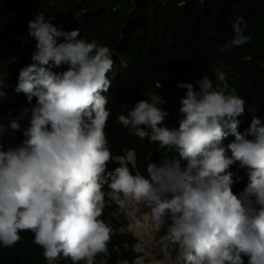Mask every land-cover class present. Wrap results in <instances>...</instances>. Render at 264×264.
I'll return each instance as SVG.
<instances>
[{"label":"clouds","instance_id":"9594fccd","mask_svg":"<svg viewBox=\"0 0 264 264\" xmlns=\"http://www.w3.org/2000/svg\"><path fill=\"white\" fill-rule=\"evenodd\" d=\"M24 15L32 62L16 85L0 74V249L31 232L44 264L155 263V237L167 264H264V115L235 89L231 66L188 72L174 89L158 83L127 112L111 102L114 50L43 12ZM228 26L220 52L242 51L247 21ZM114 122L138 148L114 152ZM116 233L132 241L113 245ZM148 244L161 260L149 262Z\"/></svg>","mask_w":264,"mask_h":264},{"label":"trees","instance_id":"16d2710c","mask_svg":"<svg viewBox=\"0 0 264 264\" xmlns=\"http://www.w3.org/2000/svg\"><path fill=\"white\" fill-rule=\"evenodd\" d=\"M29 10L43 12L46 19L54 17L55 25L66 31L79 29L81 38L115 51L117 74L111 102L117 106L125 101L127 112L143 94L159 92L158 83L174 89L175 79L188 72H209L213 64L224 59L233 70L235 89L248 99L253 111L264 115V0H16L12 7L0 2V74L4 79L14 76L15 85L19 70L32 62L36 45L27 28L33 16L24 15ZM236 15L247 21L251 39L242 51L222 53L219 44L229 32V20ZM247 55L250 59L243 58ZM6 101L12 111L21 104L12 93ZM109 137L116 153L130 145L138 148L135 136L115 122ZM143 151L147 153L149 148ZM111 209L108 219L118 229V215L115 212L112 216ZM20 235L16 246L0 249V264H44L33 234ZM131 241L129 236L116 233L113 245L121 247ZM112 252L111 246V261L115 257ZM123 256L131 258L132 253L123 251Z\"/></svg>","mask_w":264,"mask_h":264},{"label":"bare ground","instance_id":"6f19581e","mask_svg":"<svg viewBox=\"0 0 264 264\" xmlns=\"http://www.w3.org/2000/svg\"><path fill=\"white\" fill-rule=\"evenodd\" d=\"M121 61V60H120ZM124 67V66H123ZM173 69V68H172ZM241 120V118H240ZM164 234V233H163ZM161 234V235H163ZM150 241H152L153 243L157 244L159 247V252L163 255V259L161 260V262H163V264H167V260H166V255L165 252L162 250V245L158 244L159 243V239L157 240V238L153 237V238H148ZM144 246L141 244L139 245V249L140 251H143ZM175 255V253L173 252V256ZM148 257V256H147ZM147 257H141L140 259H138L134 264H157V262L155 263H148L146 261Z\"/></svg>","mask_w":264,"mask_h":264},{"label":"rangeland","instance_id":"374dc122","mask_svg":"<svg viewBox=\"0 0 264 264\" xmlns=\"http://www.w3.org/2000/svg\"><path fill=\"white\" fill-rule=\"evenodd\" d=\"M147 252L145 254H152L151 259L149 260V262H153L155 260H161L162 259V255L158 252V248H153L152 245L148 244L147 245ZM157 264H163V262L161 261H157Z\"/></svg>","mask_w":264,"mask_h":264}]
</instances>
